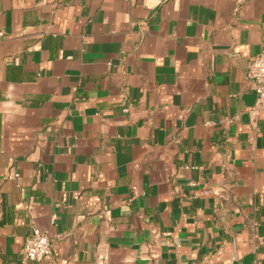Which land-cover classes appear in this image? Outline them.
Returning <instances> with one entry per match:
<instances>
[{
  "label": "crops",
  "instance_id": "crops-1",
  "mask_svg": "<svg viewBox=\"0 0 264 264\" xmlns=\"http://www.w3.org/2000/svg\"><path fill=\"white\" fill-rule=\"evenodd\" d=\"M0 33V264L32 226L28 264H264V0H0Z\"/></svg>",
  "mask_w": 264,
  "mask_h": 264
},
{
  "label": "built area",
  "instance_id": "built-area-1",
  "mask_svg": "<svg viewBox=\"0 0 264 264\" xmlns=\"http://www.w3.org/2000/svg\"><path fill=\"white\" fill-rule=\"evenodd\" d=\"M0 35H2L0 33ZM246 77L252 81V88L255 93V102L248 110L249 126L253 132L258 131L257 120L260 113L264 111V52L259 53L253 57L247 66ZM123 111H128V107H124ZM55 216H52L51 222L54 223ZM222 248L217 249L213 255H220ZM52 255V244L49 235L32 226L30 232L25 236L21 248V264H28L29 262H40ZM211 255L205 259L208 262L211 260Z\"/></svg>",
  "mask_w": 264,
  "mask_h": 264
}]
</instances>
